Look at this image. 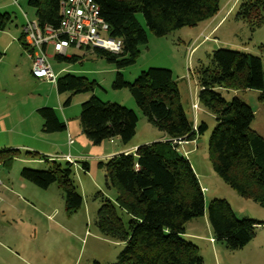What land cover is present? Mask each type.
<instances>
[{"label": "trees", "instance_id": "1", "mask_svg": "<svg viewBox=\"0 0 264 264\" xmlns=\"http://www.w3.org/2000/svg\"><path fill=\"white\" fill-rule=\"evenodd\" d=\"M61 1L28 0L27 3L34 10L37 24L56 27ZM93 1L108 25V36L121 41L122 53L93 51L118 69L133 63L138 54L137 47L147 42L136 14L142 15L153 35L163 37L174 30L194 27L211 19L219 11L220 2ZM0 18L4 19L5 15ZM236 19L246 21L251 29L261 27L264 24V0H239ZM19 42L23 49H28L23 34ZM56 57L68 63L77 61L74 56ZM197 73L198 103L215 120L205 147L211 167L241 198L264 208V139L251 128L253 110L238 96H232L230 100L224 97V93L255 91L257 101L264 108L262 62L245 52L220 49L210 54L208 63ZM113 87L127 88L146 122L167 137L165 141L140 145L132 153L118 154L97 164L104 172L106 195L98 192L95 196L100 200L95 226L101 236L124 244L114 264H203L197 246L183 236L185 225L203 217L205 212L212 231L209 242H220L231 251L246 246L255 237L259 223L237 219L223 199H213L205 207V189L200 187L190 162L177 143L201 138L207 126L196 120L193 130V120H189L181 106L177 81L172 73L167 69L150 68L141 72L132 83L124 82L118 74ZM55 88L58 94H75L90 91L92 85L82 77L68 73L56 79ZM37 113L42 119L44 133L66 130L54 109L40 108ZM79 120L82 134L94 146L113 138L127 144L133 138L137 124L132 110L103 103L94 96L81 104ZM18 156H21L19 149L0 151V166ZM49 162L47 170L24 168L21 176L41 189L56 184L62 192L64 210L71 215L82 205V198L71 181L72 164L64 161L65 166H62L57 161ZM88 167L87 163H81L84 172ZM120 213L127 216L126 222Z\"/></svg>", "mask_w": 264, "mask_h": 264}, {"label": "rangeland", "instance_id": "2", "mask_svg": "<svg viewBox=\"0 0 264 264\" xmlns=\"http://www.w3.org/2000/svg\"><path fill=\"white\" fill-rule=\"evenodd\" d=\"M27 2L28 0H0V6L9 3V9L0 11V15L6 12L9 16L8 20L0 19V23L3 20L4 26L9 28V39L14 37L17 40L23 34L22 28L26 22L23 14H26L28 21L35 20L34 10ZM238 6L239 0H220L219 11L211 19L194 27L174 30L163 37L153 35L147 29L142 15L136 14L137 22L146 33L147 42L137 47L138 54L133 63L120 69L92 49L69 48L66 57L74 56L77 61L68 63L58 59L51 48H48V62L55 78L68 73L82 77L92 85V89L86 92L58 94L53 82L33 77V81L28 77V80L24 78V82L18 84L16 80L19 78H12V73L16 72L12 59L15 55L13 52L19 53L21 50L13 49L14 47L9 49V75L14 81H11V92L25 94L33 90L39 96L36 99L9 96V112L13 117H29L23 127L35 133V137L14 136L10 133L0 135V151L11 149L9 143L19 141L21 145L28 147L51 148L53 155L42 157V154L34 151L35 155L31 156L33 152L30 149L18 147L21 156L0 166V264H114L117 261L124 244L101 236L95 226L96 212L100 207V200L95 196L98 192L106 195L103 187L104 172L98 168L83 172L81 163L91 166L94 161L105 162L108 158L103 157L116 149L152 141L164 134L146 122L127 88L113 87L116 77L119 74L124 82L132 83L141 72L150 68L169 70L177 81L180 103L189 120H193L195 115L198 122H204L207 126V130L199 138L205 141L206 147L215 120L198 103L197 70L208 63L213 51L220 49L245 52L258 57L264 67V24L251 29L246 21L237 20ZM220 20L215 30L208 34ZM204 26L207 27L203 30ZM23 55L26 57L25 52ZM18 67L21 68L20 65ZM92 96L103 103L116 104L135 113L136 131L127 144L124 145L115 138L94 146L82 134L80 107ZM237 96L253 110L251 128L264 138V108L253 93L240 91ZM224 97L230 100L232 94L224 93ZM45 103L55 106L64 123L69 125L68 130L45 134L51 136L55 143L58 142L56 146L38 139L41 136L39 130L42 128V119L35 114L34 109L47 108L41 106L46 105ZM192 103L196 105L195 112L191 109ZM67 132L73 139V145L67 144ZM185 146L188 145H184L183 150ZM185 149L191 150L193 154L191 166L200 187L205 189V207L213 199H223L237 219L253 220L259 225L255 228V237L246 246L231 251L220 242H209L212 231L205 212L203 217L192 219L185 225L187 235L183 239L197 246L203 264H264V208L241 198L225 184L214 173L205 150L201 151L192 145ZM70 151L80 153L84 159L75 160L76 162L71 159V181L82 198V205L75 213L68 215L64 210L62 192L56 184L41 189L24 179L21 171L24 168L45 171L51 164L49 161H57L65 166L62 154ZM25 152L29 154L25 155ZM39 158L45 161L39 162ZM120 217L124 222L128 220L124 214L120 213ZM189 234L198 235L200 239H192Z\"/></svg>", "mask_w": 264, "mask_h": 264}, {"label": "built area", "instance_id": "3", "mask_svg": "<svg viewBox=\"0 0 264 264\" xmlns=\"http://www.w3.org/2000/svg\"><path fill=\"white\" fill-rule=\"evenodd\" d=\"M59 14L60 20L56 27L48 24L40 26L35 20L28 21L24 16L26 22L22 33L28 48L25 55L30 60V73L34 78L55 84L56 78L48 62V48L58 57H66L69 48L100 49L113 55L122 53L121 41L108 36V25L100 16L99 7L93 0H63L59 3ZM191 109L195 112L196 105L192 103ZM195 123L194 115L193 130ZM68 143L72 144L69 137ZM177 143L180 145L188 142ZM64 160L73 163L68 156Z\"/></svg>", "mask_w": 264, "mask_h": 264}, {"label": "crops", "instance_id": "4", "mask_svg": "<svg viewBox=\"0 0 264 264\" xmlns=\"http://www.w3.org/2000/svg\"><path fill=\"white\" fill-rule=\"evenodd\" d=\"M6 9H9V3H6L5 5L0 6V11L6 10ZM3 15H5V18L8 20V18H9L8 14L5 12V14H3ZM23 16H25L27 18L26 14H23ZM5 18L3 20H5ZM3 20L0 23V135L10 133L14 136H21V137H24V136L28 137L29 136V137L34 138L35 133H32L29 130H27V128L23 127V125H25L26 122L28 121L29 117L27 119L25 116L24 117H21V116H14L13 117V115L9 112V96L12 98L17 96L18 98L25 97L28 99H36L37 96H39V95H37L35 92H33V90L27 91L25 94H23V92L22 93H20V92L12 93L11 92L13 89V87L11 85V81H12L10 78L11 76L9 75V49L11 47H14L13 49H20L21 50L19 53H16V51L13 52V53H15V55L13 56V59H12L14 61L13 67H14V70L16 71V72L12 73L13 80H14V78H19L16 81L18 82V84H20V83L24 82L22 79L25 78V80H28V77L31 79V77H33V76L30 73V64H31L30 60L27 57H24L23 53L25 52V50L21 46V43L19 42V38H17V40L14 37L9 39V28H7V26H4ZM221 20H223V18ZM221 20L215 26H213L211 28V30L208 32V34L212 33L213 30H215L214 28H216L218 26V24H220ZM206 27L207 26H204L203 30ZM18 65H20L21 68H19ZM36 79H38V78H36ZM41 80H43V79H41ZM31 81H33V79H31ZM12 82L14 83V81H12ZM245 93H253V95H255L256 99H257V95H258L257 92L245 91ZM238 94H239V92H233L232 96H237ZM45 104L46 105H41V106L54 109L56 111V114H57L59 120L63 121L62 116L56 110L55 106H52L49 103H45ZM38 109H40V108L38 107V108L34 109V111L36 112L35 114H38L37 113ZM30 112H32V110ZM65 125H66V123H65ZM68 129H69V125H66V130H68ZM253 130L256 131L255 129H253ZM39 133L41 135L40 138H38L40 142L50 143V144H53L54 146H56L58 144V142L55 143V140L51 139V136H45L46 133H44L42 131V128H41V130H39ZM68 137L70 139H72L71 135L67 132V144H68ZM113 139H115V138H113ZM165 140H167V137L164 135L161 137H157L156 139H154L152 141H144V143L142 142V143H137V144H131L130 146L116 149V151L110 153L109 155H107L106 157H103V158L107 159V158H110V157L118 155V154L132 153V152H134V150L139 145H142V144L147 145V144H150L153 142L165 141ZM199 140L200 139H195L194 141H191L190 144L188 142V144H183V145L180 144L179 145V146H181L180 149H182V151H184V153H185L184 155L186 156V158L190 162V164H192L194 157H193V154H191V150H187V149H185V147H189L190 145H192V146L196 147L197 149L199 148V150H201V151L205 150V141L204 140L199 141ZM72 142H73V139H72ZM184 145H188V146H185L184 150H183ZM68 146H69V144H68ZM18 147H22L23 149H26V148L30 149V151H32V152L38 151L40 154H42L43 157H51L53 155L52 149L44 147V146H42V148L28 147L26 145H21L19 143V141H15L14 143H11V144L9 143V148L17 149ZM66 156L70 157L74 162H76L75 160L84 159L83 155H81L80 153H77V152H73V151L72 152L70 151L67 154H62V159ZM39 162H41V161H39ZM97 164H98L97 161H94L92 163V165L89 166L88 170L90 171V169H93V171H94L95 168H97ZM192 169H193V167H192ZM89 171H87V172H89ZM194 173H195V171H194ZM196 177H197V175H196ZM185 235H187L186 231H185ZM188 236L191 237L192 239H196V240L200 239V237L198 235H195V234H189Z\"/></svg>", "mask_w": 264, "mask_h": 264}, {"label": "bare ground", "instance_id": "5", "mask_svg": "<svg viewBox=\"0 0 264 264\" xmlns=\"http://www.w3.org/2000/svg\"><path fill=\"white\" fill-rule=\"evenodd\" d=\"M190 157V156H189Z\"/></svg>", "mask_w": 264, "mask_h": 264}]
</instances>
